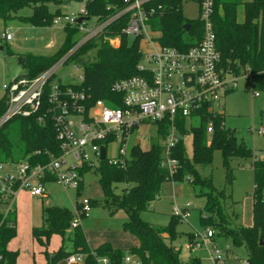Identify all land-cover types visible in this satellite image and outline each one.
<instances>
[{"label": "trees", "instance_id": "1", "mask_svg": "<svg viewBox=\"0 0 264 264\" xmlns=\"http://www.w3.org/2000/svg\"><path fill=\"white\" fill-rule=\"evenodd\" d=\"M81 0H0V20L6 22L18 19L23 23L36 27L52 26L53 20L60 16L59 9L50 12L48 6H60L64 3ZM184 1L198 0H152L156 10L151 24L161 31L159 41L162 45L175 47L186 51L195 46L201 39L202 26L198 18L187 19L182 14ZM24 7L31 9L28 16L19 15ZM122 7L121 0H89L85 9L89 17H108ZM127 17H121L109 25L104 35L119 37L117 48L101 37L90 40L81 46L74 54L73 60H83V81L80 84H65L59 86L73 89H84L89 95L88 104L103 100L108 105H119V96L112 90L114 82L138 75L137 64L141 60L139 38H131L122 34ZM211 23L215 34V47L219 54L217 64L224 74L241 77L249 75L252 91L264 92V0H214ZM189 24L184 30L183 25ZM64 41L59 50L51 56L21 54L25 76L33 78L55 64L77 41L79 37L76 26L66 25L63 28ZM5 55H15L8 48L3 49ZM91 50H95L94 59L84 58ZM232 91V90H230ZM229 91V92H230ZM116 102V104H114ZM5 109L4 98L0 99V115ZM42 117V121L39 118ZM190 120L178 119L176 125L182 135L190 134L192 151L190 161L186 155L183 140L180 139L171 151L177 161V170L172 175L159 166L162 146L158 141L152 142L148 149L142 150L139 144L131 146L127 156L117 163L108 159L101 160L93 169L98 173V182L103 191L101 207L110 214L123 210L127 220L123 229L137 239L138 245L127 249L115 248L108 242H103L90 248L84 234L78 225L71 228L72 210L66 207L42 208V224L31 230L32 237L40 244L47 246L52 235L61 237L58 249L49 258L45 252V264H56L65 260L72 253L84 255L83 264H95L97 258L106 257L109 264H122L123 257L128 253L138 264H200L197 257H189L186 261L180 259V248L173 245L174 241L183 236L187 242H193L196 235L183 234L177 230L181 219L170 215L168 224L153 225L140 219V213L147 210L167 182H180L187 179L193 185L205 188L201 193L205 196V215L200 216V223L205 229L213 231L214 235L228 238L233 247L243 246L246 260L249 264H264V156L254 153L244 142L238 141L233 129L224 125L223 114H207L199 110ZM264 118V109L260 111V121ZM211 119L213 131L208 138L207 122ZM198 123L193 124L194 121ZM156 134L163 139L168 132V122L154 124ZM209 139V144L207 141ZM108 140L103 142L108 144ZM214 151L221 155L224 170L225 186L230 187L233 181L230 161L233 159H251L252 170V225L233 226L231 218L223 211V201L230 198L223 189H216L209 178L198 174L195 165H205L211 162ZM61 154L59 141L50 114V105L44 101L42 107L28 117H14L0 127V162H27L31 165L46 164L50 157ZM92 168L84 166L83 175ZM47 176L44 181H51ZM117 184L125 187L116 192ZM77 188V197L80 194ZM90 207L97 205L89 200ZM82 214L81 216H83ZM15 223V219H14ZM15 225L0 229L1 264H15L17 252L7 249L9 241L15 237ZM68 235L70 249L63 241ZM262 240V243L260 242ZM227 251L229 248L226 249Z\"/></svg>", "mask_w": 264, "mask_h": 264}, {"label": "built area", "instance_id": "2", "mask_svg": "<svg viewBox=\"0 0 264 264\" xmlns=\"http://www.w3.org/2000/svg\"><path fill=\"white\" fill-rule=\"evenodd\" d=\"M89 0H81L78 12L64 15L63 26H76L79 37L75 44L50 68L33 78L25 75L11 79L2 86L5 109L0 115V127L14 117H28L36 113L44 101L50 105V114L59 141L61 154L50 157L46 164L31 165L25 161L18 163L0 162V229L15 225V201L22 190L30 196H43L44 179L49 176L52 182L64 189H77L82 183L80 173L84 166L94 168L101 161L99 148H105V159L117 163L127 156L132 145L131 137L135 129L143 124L168 122V132L160 143L162 155L159 166L172 175L177 170V161L171 151L179 141L176 121L191 120L199 110L207 114H222L215 110L216 104L235 86L236 79L218 69L219 54L215 47V34L211 23L214 0H198L197 18L202 26L200 41L180 51L175 47L162 45L159 41L161 31L154 29L151 19L156 10L152 0H121L122 7L114 14L100 18L89 17L85 5ZM127 17L122 34L139 38L141 60L137 64L138 75L120 79L113 83L112 90L120 97L119 105L112 107L103 100L88 104L89 95L84 89L60 88V84H80L83 81V64L76 58L75 52L86 42L101 37L117 48L119 37H107L103 33L114 21ZM87 18V19H85ZM80 21L78 22V20ZM59 17L53 20L57 24ZM1 38L9 41L12 35L3 30ZM68 62L72 64L77 81L64 82L56 78V71ZM70 77L73 74L69 75ZM253 97H258L254 91ZM116 104V102L114 103ZM42 121V117L39 118ZM157 128L155 129L156 132ZM264 134V118L253 129ZM211 119L207 122L208 138L212 134ZM118 144L117 155L106 157L107 145ZM209 144V139L207 141ZM93 157L94 162L91 160ZM35 180L36 184H30ZM185 208L174 207L173 214L183 219ZM90 210L88 198L77 200L72 210L71 228L79 225V217ZM213 238V231L206 229L202 236L196 235L193 242H187L185 248L193 251L205 248L209 264H225L219 251L207 247V241ZM2 257L0 255V264ZM84 255L77 252L67 256V264H83ZM95 264H109L106 257L97 258ZM122 264H138L136 259L126 254ZM243 264H249L245 259Z\"/></svg>", "mask_w": 264, "mask_h": 264}, {"label": "rangeland", "instance_id": "3", "mask_svg": "<svg viewBox=\"0 0 264 264\" xmlns=\"http://www.w3.org/2000/svg\"><path fill=\"white\" fill-rule=\"evenodd\" d=\"M81 5L78 1H71L60 6L50 4L48 9L54 12L59 9L60 20L57 24L46 27H36L28 23H23L18 19L3 22L0 20V47L8 48L14 53L34 54L51 56L56 53L64 41V31L62 28L63 17L70 13L78 12ZM182 14L187 19H194L197 15V4L194 1H184L181 6ZM31 9L24 7L19 11V15L28 16ZM5 29L13 39L6 41L1 39V33ZM95 50H91L84 58L93 60ZM25 68L19 64L13 55H5L4 50H0V99L4 98L2 86L11 79L24 75ZM73 74L72 77L69 75ZM72 64L68 62L64 67L59 68L55 76L64 82L77 81ZM259 96L253 97L251 79L249 75L238 77L232 91L225 94L221 101L216 104L215 110L221 111L224 115V125L233 129L238 141L244 142L249 148L254 150L256 155L264 154V134H258L253 129L259 125L260 111L264 109V92L259 90ZM198 122H193L196 125ZM154 124H143L137 127L132 134L131 143H138L142 150L149 148L152 142H162L157 137ZM183 144L186 155L190 161L192 151V139L190 134L183 135ZM118 144L111 142L106 149V157L114 158L117 155ZM91 160L94 162L93 157ZM251 159H233L230 161L233 181L230 187L225 186L224 170L222 167L221 155L219 151H214L211 162L205 165H195L198 174L211 180L216 189H223L230 195L223 201V211L231 218L233 226L250 227L252 225V170ZM96 166V162H94ZM30 184L35 185L36 181L31 180ZM164 184L158 197L150 203L147 210L140 213V219L153 225L164 226L168 224L170 215L173 214L174 207L185 208L186 215L177 224V230L183 234L193 233L202 236L206 229L200 223V216L205 215V188L193 185L185 180ZM116 192H120L125 185L117 184ZM77 189H64L52 182L45 183V195L30 196L28 192L22 190L18 193L15 201V237H13L7 249L16 251L17 258L15 264H45V252L49 258L58 249L61 237L52 235L48 245L40 244L32 237L31 230L42 224V208L66 207L73 210L77 200L88 198L96 201L97 205L91 206L90 210L79 217V226L85 240L89 246H97L100 243L108 242L115 248L129 247L131 243L130 235L124 231L123 223L127 220V215L123 210H118L110 214L101 207L103 201V191L98 182V173L92 168L83 174L82 187L77 197ZM63 241L67 249H70L68 235ZM187 241L183 236L177 238L173 245L180 248V259L186 261L189 257H197L200 264H209L207 251L205 248H197L188 251L185 248ZM207 247H215L225 264H243L246 259V252L243 246L233 247L228 238L214 235L207 241ZM229 248L227 251L226 249ZM128 254V253H127ZM56 264H67L65 260H58Z\"/></svg>", "mask_w": 264, "mask_h": 264}, {"label": "crops", "instance_id": "4", "mask_svg": "<svg viewBox=\"0 0 264 264\" xmlns=\"http://www.w3.org/2000/svg\"><path fill=\"white\" fill-rule=\"evenodd\" d=\"M197 16V15H196ZM196 18V17H195ZM3 30H5V29H3ZM2 39V38H1ZM13 39V37L11 38V40ZM11 40H9V41H11ZM3 47H2V49H1V51H3ZM21 54L20 53H15V57L17 58V61L19 62V64H21V63H23V60H22V56H20ZM13 56V55H12ZM22 65V64H21ZM16 78V77H15ZM260 157H262V156H264V154H261V155H259ZM47 182H52V181H46L45 183H47ZM45 183H44V189H45ZM53 183V182H52ZM171 182H167V183H165V184H169V185H171L170 184ZM45 195V194H44ZM131 237V243H130V246H136V245H138V241H137V239L136 238H134L133 236H130ZM60 245V244H59ZM89 246V245H88ZM129 246V247H130ZM90 248H94V247H96V246H94V245H92V246H89ZM129 247H124V248H121V249H127V248H129Z\"/></svg>", "mask_w": 264, "mask_h": 264}, {"label": "water", "instance_id": "5", "mask_svg": "<svg viewBox=\"0 0 264 264\" xmlns=\"http://www.w3.org/2000/svg\"><path fill=\"white\" fill-rule=\"evenodd\" d=\"M85 19H87V18H85ZM80 21V19L78 20V22ZM183 29L184 30H188L189 29V24H184L183 25ZM2 49V47H0V50ZM78 61L81 63V64H83L84 62H83V60L82 59H78ZM22 64V63H21ZM178 137H179V140L181 139V136L180 135H178ZM99 159L100 160H104L105 159V148L103 147V146H101L100 148H99ZM261 243H262V240L260 241Z\"/></svg>", "mask_w": 264, "mask_h": 264}]
</instances>
